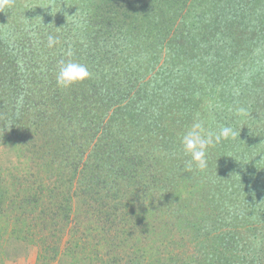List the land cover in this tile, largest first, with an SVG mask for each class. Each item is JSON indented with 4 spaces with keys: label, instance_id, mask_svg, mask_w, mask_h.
<instances>
[{
    "label": "trees",
    "instance_id": "1",
    "mask_svg": "<svg viewBox=\"0 0 264 264\" xmlns=\"http://www.w3.org/2000/svg\"><path fill=\"white\" fill-rule=\"evenodd\" d=\"M26 1L0 7V131L56 178L35 174L37 191L9 206L41 204L63 229L77 200L97 220L81 226L91 264H264V0ZM69 53L91 76L64 88ZM197 118L237 133L205 170L180 143ZM166 238L178 248L152 255Z\"/></svg>",
    "mask_w": 264,
    "mask_h": 264
},
{
    "label": "rangeland",
    "instance_id": "2",
    "mask_svg": "<svg viewBox=\"0 0 264 264\" xmlns=\"http://www.w3.org/2000/svg\"><path fill=\"white\" fill-rule=\"evenodd\" d=\"M19 1L25 5H31L26 0ZM3 135L4 132L0 131V180L2 191L5 193L3 206L0 209V264H70L74 257L77 258L76 262H72L74 264H91V261L84 259V257L90 253L91 244L95 242L96 236L87 238L81 236V226L94 225L97 220L90 214L82 213L77 200L73 202L72 211L63 229H58L62 224H65L60 218L56 229L51 227V220L47 218L48 215L44 219L47 225H45V222L43 223V219L38 218L40 217V211L44 207L41 204L34 206L33 209V206H19L20 208L9 206L12 200L18 202L19 198L26 197V194L37 191L35 174L41 176L44 181H49L48 179L54 181L56 174H52V172L45 173L43 169L38 171L40 168L39 164L42 162L39 159V155L34 153L35 148L31 147L29 140L20 139L19 134H7L6 138H2ZM36 142L41 143L38 140L33 143ZM29 147L30 149H28ZM27 172H29V175L34 174L27 176ZM140 206H134L132 210L138 212ZM29 209H32V211L27 213L26 210L29 211ZM136 216L140 218V215L136 214ZM74 224L80 225V228H78L79 232L74 231ZM91 234L95 235L94 230L91 231ZM136 234L137 232L133 235L134 238L130 240L129 245L137 243ZM183 235L181 233L178 235L173 234V239L170 241L173 242L175 240L180 243ZM149 237L150 235H147L146 239L141 235L142 239L138 244L143 249H145L144 246H150L148 245L151 242V240H148ZM75 240H77L83 250L74 249ZM168 240V238L163 240L161 242L163 244L153 243V250H157L155 249L156 247L164 250L159 254L152 255L161 258L170 248H178L174 243L170 244L171 242H168ZM188 244L186 243L185 245L187 246ZM45 246L46 248L47 246H54L57 253L54 254L52 251L45 249ZM67 248L72 249L77 256L69 257L66 255ZM52 256L55 258L51 259ZM99 258H104L101 253ZM152 259L154 260V258Z\"/></svg>",
    "mask_w": 264,
    "mask_h": 264
},
{
    "label": "clouds",
    "instance_id": "3",
    "mask_svg": "<svg viewBox=\"0 0 264 264\" xmlns=\"http://www.w3.org/2000/svg\"><path fill=\"white\" fill-rule=\"evenodd\" d=\"M8 0H0V7L6 5ZM53 35L48 36V47L51 48L57 43ZM91 73L88 67L74 59L71 53L58 64L56 75L57 84L67 88L77 82H82L89 78ZM244 112V109H238L237 114ZM237 135L231 126H220L215 130H205L204 124L199 118L195 119L191 127L185 131L181 137L182 151L190 156L188 167L193 165L199 170H205L208 167V151L215 147L222 140L234 138Z\"/></svg>",
    "mask_w": 264,
    "mask_h": 264
}]
</instances>
